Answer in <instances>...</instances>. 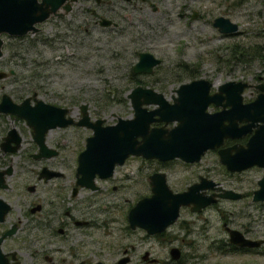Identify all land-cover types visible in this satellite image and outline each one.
Returning <instances> with one entry per match:
<instances>
[{"label": "flooded vegetation", "instance_id": "af4514ba", "mask_svg": "<svg viewBox=\"0 0 264 264\" xmlns=\"http://www.w3.org/2000/svg\"><path fill=\"white\" fill-rule=\"evenodd\" d=\"M77 1H70L66 12L60 9V14L53 15L59 18L71 12L69 19L76 22L74 25L62 21L63 23H59L64 28L62 32L53 33L50 37L37 32L34 41L43 45L51 43L54 48L61 37L87 34L88 25L80 24L78 14L73 10L72 3ZM78 3L82 17L95 16L93 23L108 30L102 36V44L111 47V56L117 58L127 54V60L113 61V67H121L122 71L128 72L127 78L131 86L127 90L135 85L150 87L144 82L143 76L149 75L162 62L157 53L159 43L155 41L156 38L199 41L206 54H215L217 50V47L208 45L210 41L264 38V0H79ZM97 8L100 14L97 13ZM220 47L230 50L238 48L229 44L218 48ZM140 52H148L159 61L149 71H134L133 66ZM239 53L242 54L241 50ZM18 59L23 61L21 57ZM32 62L37 67L47 65V60L33 58ZM5 66L4 64L0 68ZM186 67L193 70L182 61L173 66L182 70ZM11 73V68L7 69V73L0 70V78ZM257 78L258 81L255 82L246 81L248 85L240 92L241 103L253 99L259 92L255 86L264 84V75H258ZM17 80L0 81V264H196L202 259L206 263L201 264H212L208 259H212L217 250L228 253L260 252L263 237L248 234L250 228L247 227L244 231H239L249 240H260L259 244L236 245L228 240L222 223L227 241L218 246L216 237L204 232L203 236L208 237L209 242L205 245V251L198 252L197 243L188 240L190 226L180 216L179 210L174 220L157 231L150 232L137 224L130 225L128 211L140 197L149 195L150 175L160 171L166 179V170L163 169L174 158L161 160L128 154L120 163L113 164L109 174L99 175L98 172L91 171L90 166L81 170L77 156L85 148L87 138L93 134L90 123L100 118V125L110 124L116 120V115L113 121L107 122L98 115L100 111H92L86 105L87 123L77 124L76 121L82 117L80 106H77L73 115L70 105H62L46 97L49 93L46 82L36 81V87L27 88L21 87ZM216 87L217 85L212 90L210 88L208 92L217 91ZM247 87L252 90L248 96H244ZM175 88L176 86L171 88L167 96L163 91H157L171 102ZM50 93L52 95L51 91ZM3 95H8L14 103H20L23 98L28 97L26 105L29 107L36 99L49 105L64 107V117H69L71 121L63 126L46 127L41 134L42 148L34 138L38 127L34 131L23 117L2 110L6 106L2 101ZM116 101H126L132 114L128 97L124 95ZM223 101L221 99L218 102ZM155 106L145 105L147 109ZM228 106L225 105V108ZM101 108L104 109L105 106L102 105ZM220 108V103L209 101L204 111L213 112ZM183 109L198 110V106L185 104ZM244 122L243 118L236 124ZM172 123L152 121L149 126L170 127ZM64 128H71L68 134L58 133L59 129ZM251 132L252 129H248L238 137H224L219 147L244 144ZM217 148L212 150L218 159ZM179 160L188 165L196 162ZM141 167L144 170L139 177ZM223 168L228 174L243 170ZM195 176L182 189L198 181L200 176L218 183L209 175L196 173ZM139 179L148 185V193L140 194L134 188ZM203 190L206 193L212 191L209 187ZM252 191L253 189L249 191L250 198ZM241 193L243 197L245 194ZM130 194L129 202L127 200ZM187 208L199 214L203 207L198 211L191 210L188 206Z\"/></svg>", "mask_w": 264, "mask_h": 264}, {"label": "water", "instance_id": "95a60500", "mask_svg": "<svg viewBox=\"0 0 264 264\" xmlns=\"http://www.w3.org/2000/svg\"><path fill=\"white\" fill-rule=\"evenodd\" d=\"M70 1L72 0H0V34L23 35L35 32L38 29L37 23L50 15L60 14L61 10L66 12ZM1 45L0 36V54ZM158 61L152 54L140 52L133 70L149 71ZM211 85L212 82L205 77L181 82L174 89L175 95L171 102L153 88L139 85L131 87L126 94L132 107L130 116H116L113 123L105 125L99 124L100 118L90 123L93 134L87 138L85 148L77 156L80 169L90 166L91 171L106 175L110 173L114 163H120L128 154L194 162L199 160L204 151L215 147H218L219 162L228 170L238 171L252 165L264 166V84L256 85L259 92L245 103L240 102V92L248 85L246 81L224 80L217 85V91L209 93ZM221 99L224 101L218 102ZM27 100L28 97H25L20 103H14L8 95H3L2 101L6 106L2 110L23 117L34 131L38 127L34 138L43 148V130L50 126L66 125L71 119L64 117V107L49 105L40 99H36L29 107L26 105ZM209 101L220 103L221 108L213 112L204 111ZM146 104L156 106L147 109ZM185 104L196 105L198 110H184ZM225 105L229 106L225 108ZM80 110L82 117L76 123H87L84 104L80 105ZM243 118L245 122L237 125L236 122ZM152 121L173 123L170 127L149 126ZM248 129H252V132L244 144L219 147L224 137H238ZM149 178V195L140 197L130 207L127 217L130 225L137 224L150 232L160 230L174 220L180 206L187 205L191 210L198 211L217 198L236 199L243 195L202 176L179 191L168 187L163 172L155 171ZM256 184L251 199L264 200V175L257 179ZM206 187L212 191L204 192ZM222 226L227 232L228 240L236 245L256 246L260 242L249 240L241 231L229 227L225 222H222Z\"/></svg>", "mask_w": 264, "mask_h": 264}, {"label": "rangeland", "instance_id": "374dc122", "mask_svg": "<svg viewBox=\"0 0 264 264\" xmlns=\"http://www.w3.org/2000/svg\"><path fill=\"white\" fill-rule=\"evenodd\" d=\"M79 0L73 4V10L78 14L80 24H87V34L79 33L78 37H61L58 45L53 48L51 43L43 45L34 41L37 32L48 34L62 32L59 23L67 22L74 25L76 22L69 19L68 12L61 17L50 15L42 22L37 23L38 31L26 33L23 36L1 34L2 54L0 55V68L7 73L11 68L13 73L0 78V81H12L18 79L21 87L34 88V82H46L49 89L47 96L62 105H70L72 114L77 111V106L87 103L92 111L99 112V116L107 122L114 120L116 116L130 115L128 103L117 102L116 99L126 95L131 86L128 82V72L121 67L115 68V60H127V54L114 58L111 56V47L102 44V36L108 30L93 23L95 16L80 15ZM93 5V4H92ZM97 13L100 14L98 8ZM159 43L156 47L162 62L155 67L153 72L143 76L144 82L168 95L171 88L190 78L205 77L212 82L211 90L224 80L243 79L247 82L258 81V75H264V38L261 40H214L208 42L212 48L217 47L215 54H206L201 42L189 40L186 42L156 38ZM185 44L186 46H184ZM233 45L238 48L220 47L221 45ZM256 45V46H255ZM255 46V47H254ZM241 50L242 54L239 53ZM129 52V51H128ZM23 61H19V57ZM33 58L47 60L44 67L32 62ZM53 60V62L51 61ZM182 61L195 71V76L185 73L184 69L173 68L174 64ZM123 64V63H120ZM120 69V70H119ZM37 73V74H36ZM40 74V76H38ZM42 74L44 76H42ZM25 82V84H23ZM26 88V89H27ZM247 87L244 96L251 91ZM52 92V95L50 93ZM102 105L105 106L102 109ZM69 129H59L58 133L68 134ZM141 164V163H140ZM143 167L139 177L142 176ZM166 182L172 190L179 191L185 184L196 178V173L209 175L217 181L221 187L243 192L245 195L238 199L218 198L214 203L206 205L200 213L190 211L187 206H180V216L186 219L190 226L188 240L195 241L198 252L205 251V245L209 242L203 233L216 237L218 246L227 241L226 232L221 223L225 221L230 227L244 231L250 228L248 234L259 235L264 238V200L253 201L250 198L251 189L256 187L255 181L260 175H264V167H249L239 172L228 174L217 159L214 150L207 149L199 160L191 165L183 164L179 159H172L165 165ZM138 193H148V185L142 179L134 186ZM131 194L128 195L130 202ZM260 252H234L223 250L214 251L212 264H264V243L259 248ZM206 263L204 259L196 264Z\"/></svg>", "mask_w": 264, "mask_h": 264}, {"label": "trees", "instance_id": "16d2710c", "mask_svg": "<svg viewBox=\"0 0 264 264\" xmlns=\"http://www.w3.org/2000/svg\"><path fill=\"white\" fill-rule=\"evenodd\" d=\"M184 72L190 74V77L195 76V75H193V74H195V71L192 69H188L187 67L184 69ZM118 99L119 98H117L116 100H118Z\"/></svg>", "mask_w": 264, "mask_h": 264}, {"label": "bare ground", "instance_id": "6f19581e", "mask_svg": "<svg viewBox=\"0 0 264 264\" xmlns=\"http://www.w3.org/2000/svg\"><path fill=\"white\" fill-rule=\"evenodd\" d=\"M126 94H127V93H126ZM125 96H126V95H125ZM126 97H127V96H126ZM81 104H84V105H85V108H86L87 103H81ZM81 104H80V105H81ZM80 105H79V106H80ZM259 167H264V166H259ZM168 187H169V185H168ZM169 188H170V187H169ZM170 189H171V188H170Z\"/></svg>", "mask_w": 264, "mask_h": 264}]
</instances>
